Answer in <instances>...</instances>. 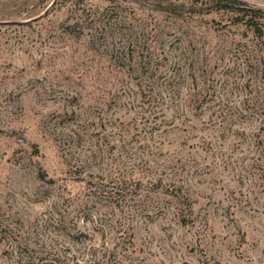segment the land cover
Segmentation results:
<instances>
[{
    "label": "rangeland",
    "instance_id": "1",
    "mask_svg": "<svg viewBox=\"0 0 264 264\" xmlns=\"http://www.w3.org/2000/svg\"><path fill=\"white\" fill-rule=\"evenodd\" d=\"M58 1L0 0V264H264V36L210 0Z\"/></svg>",
    "mask_w": 264,
    "mask_h": 264
},
{
    "label": "trees",
    "instance_id": "2",
    "mask_svg": "<svg viewBox=\"0 0 264 264\" xmlns=\"http://www.w3.org/2000/svg\"><path fill=\"white\" fill-rule=\"evenodd\" d=\"M63 1L66 0H59L58 4L62 3ZM210 1L213 3V6H215L217 10L231 12L234 15L233 17L234 24L244 25L245 27L251 29L253 33L259 38L264 36V7L253 6L241 0H210ZM99 179L101 180L100 186L102 189L101 190L97 189L98 188L97 186H95L94 189L99 193V195L107 196V198H109L110 200H114L115 202H119V203L126 202V196L130 192L131 187L133 186V184H131L132 182L131 180L129 179L126 180L124 178H117V177H111L109 179L107 178H99ZM87 185H90L92 187L94 183L88 181ZM140 185L141 184L139 182H136L134 188L138 190L140 189ZM181 198H183V201L184 199L186 201V196ZM177 199L179 198L177 197ZM181 223L185 224L186 220L182 218Z\"/></svg>",
    "mask_w": 264,
    "mask_h": 264
}]
</instances>
